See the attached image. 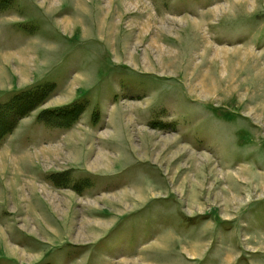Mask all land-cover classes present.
Masks as SVG:
<instances>
[{
  "label": "rangeland",
  "instance_id": "1",
  "mask_svg": "<svg viewBox=\"0 0 264 264\" xmlns=\"http://www.w3.org/2000/svg\"><path fill=\"white\" fill-rule=\"evenodd\" d=\"M2 134L0 264H264V0H0Z\"/></svg>",
  "mask_w": 264,
  "mask_h": 264
},
{
  "label": "crops",
  "instance_id": "2",
  "mask_svg": "<svg viewBox=\"0 0 264 264\" xmlns=\"http://www.w3.org/2000/svg\"><path fill=\"white\" fill-rule=\"evenodd\" d=\"M30 83L31 82L29 81L24 84L27 87L28 84ZM38 86H41V85L35 84V85H32L30 88L28 87L27 88L33 89ZM43 87L47 88V90L45 91L47 97L46 99H44V102L42 104H38L36 107L43 108L41 110L51 109V108H46L45 106L49 103V101L55 100L53 99L54 93H52L53 85L47 84V85H43ZM27 88H25L24 90L28 91ZM73 88L74 86L72 87V89ZM76 91L78 90L76 89ZM61 106H57L53 108H58ZM36 107L30 110V112L36 109ZM191 227L197 228L198 224L196 222L195 223L193 222L190 228ZM202 228L203 227H201V231L203 230ZM176 242L177 241H175V243H173L172 241L165 242L164 245H162V247H157L156 243L152 245L141 243L137 246V249H136L137 251L134 254L132 253L131 255L119 256L116 259H113L112 261H109L107 259H103L102 257H100L98 261L102 264H199V262L202 261L204 255L206 254V249L209 247V244H213V243H210V241L205 242L203 240V231L200 235L187 236V238H185L184 241L177 242V243ZM214 254L215 253H213L212 255L214 256ZM66 264H74V263L66 262Z\"/></svg>",
  "mask_w": 264,
  "mask_h": 264
},
{
  "label": "trees",
  "instance_id": "3",
  "mask_svg": "<svg viewBox=\"0 0 264 264\" xmlns=\"http://www.w3.org/2000/svg\"><path fill=\"white\" fill-rule=\"evenodd\" d=\"M34 94H37V90L36 91H33V90L25 91V93L24 92H20V93H17L15 96H13L14 97V99H13L14 101H13V103H11V105L16 107V111L17 112H20L21 111V113L18 114L16 120H18V119L22 118L23 116H25L26 114H28L30 112V110L35 107V105L37 106L38 104H40V102L37 103V104H31L30 105L31 106L30 108L26 109V111L23 110L24 109V106L26 104V102H24V101H26V99L30 95L31 96H34ZM4 105H6L7 108L5 110H3V108H2V111H6V110H8L10 108V106H9L10 104L6 103ZM4 105H2V106H4ZM10 112H12L11 109H10ZM2 136H3V134L0 135V139H2Z\"/></svg>",
  "mask_w": 264,
  "mask_h": 264
}]
</instances>
